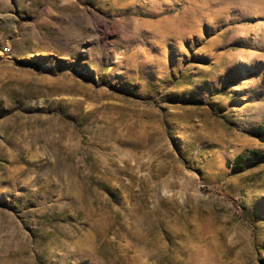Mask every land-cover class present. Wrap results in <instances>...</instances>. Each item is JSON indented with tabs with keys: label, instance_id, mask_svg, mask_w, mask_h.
I'll return each instance as SVG.
<instances>
[{
	"label": "rangeland",
	"instance_id": "1",
	"mask_svg": "<svg viewBox=\"0 0 264 264\" xmlns=\"http://www.w3.org/2000/svg\"><path fill=\"white\" fill-rule=\"evenodd\" d=\"M0 264H264V0H0Z\"/></svg>",
	"mask_w": 264,
	"mask_h": 264
}]
</instances>
